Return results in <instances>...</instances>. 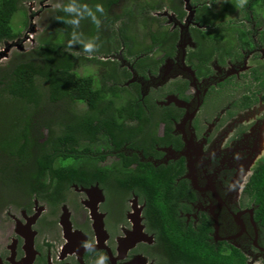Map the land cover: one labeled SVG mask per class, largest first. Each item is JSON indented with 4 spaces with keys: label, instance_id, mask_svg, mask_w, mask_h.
Masks as SVG:
<instances>
[{
    "label": "flooded vegetation",
    "instance_id": "obj_1",
    "mask_svg": "<svg viewBox=\"0 0 264 264\" xmlns=\"http://www.w3.org/2000/svg\"><path fill=\"white\" fill-rule=\"evenodd\" d=\"M222 2L158 0L130 28L120 18L133 39L112 48L117 85L147 121L124 120L115 149L97 140V165L117 168L86 185L1 166L0 264H264L251 182L264 163V9Z\"/></svg>",
    "mask_w": 264,
    "mask_h": 264
},
{
    "label": "trees",
    "instance_id": "obj_2",
    "mask_svg": "<svg viewBox=\"0 0 264 264\" xmlns=\"http://www.w3.org/2000/svg\"><path fill=\"white\" fill-rule=\"evenodd\" d=\"M28 1L0 0V42L19 37L20 29L26 24L21 5ZM79 2L93 7L97 3L104 6L106 15L101 17L99 30L88 19L80 22V31L85 37H94L99 33L101 47L98 52L90 58L75 55L73 51L87 53L79 45L69 47L72 29L64 22L66 14L55 8L51 14L50 29H46L49 32L32 51L35 57L0 71V160H3L0 169L3 166L8 172L14 171L16 176L22 172L23 179H30V184L33 181L40 185V179L52 176L58 182L68 180L83 185L100 180L102 176L99 171L115 170L117 167L115 163L111 168L97 165L102 159L101 145L97 144V140L104 139L107 148L115 149L121 144L120 140L129 138L127 133L119 134L124 120L147 121L141 112L138 97L124 96L126 88L117 85L115 63L108 58H96L95 55L103 50L109 53L114 48L110 35L116 38L120 36L123 45L127 39L132 40L129 33L124 34L127 29L116 27L110 30V26L126 16V26L130 28L134 16L145 10V4L148 3V9H152L158 0ZM257 2L264 9V0H248L247 5L253 8ZM114 7L119 8L116 14L112 12ZM17 14L20 16L18 29L10 25L11 18ZM150 36L154 37H151L153 42H158L162 37L153 33ZM84 60L101 68L98 79L76 72ZM106 80L108 85L105 84ZM77 104H82L84 109L76 111ZM55 110L57 115L48 114ZM34 115H40V121H36ZM36 122L43 123L46 129L40 143L31 134L32 125ZM49 122L54 123L55 129L49 127ZM153 180L156 177L152 179V185ZM251 180L259 188L258 191L262 188L261 195H264V163L255 170Z\"/></svg>",
    "mask_w": 264,
    "mask_h": 264
},
{
    "label": "rangeland",
    "instance_id": "obj_3",
    "mask_svg": "<svg viewBox=\"0 0 264 264\" xmlns=\"http://www.w3.org/2000/svg\"><path fill=\"white\" fill-rule=\"evenodd\" d=\"M65 1L67 0H63V3ZM139 1L145 2L146 0H139ZM222 1H225V0H202V2H206L207 5L210 6V8L213 10H216V9L218 10L221 4L223 3ZM58 2H60V0H33V1L30 0L21 5V9L23 10L26 16V24H25V27L20 29L19 37L16 40L0 45V52L5 47H8V50L5 54H0V71L8 68L9 66L13 64H16L17 62L35 57L34 54H32V51L35 47L38 46V44H40L41 39L44 37V35L47 32H49L46 29L47 28L50 29L51 14H52V11L56 8L55 5ZM118 9H119L118 7H114L112 12L116 14L118 13ZM19 19H20V16L18 14L11 18L10 25L12 26V28L13 27L16 29L19 28V24L17 23ZM118 26L119 24H117V22H114L113 25L110 26L111 28L109 29L115 30L116 27ZM104 31L106 32V30ZM110 36H111L112 46H115V43L116 41L118 42V39L113 35H110ZM105 46L103 47V49H105ZM66 49L68 50L67 47ZM73 52L75 53V55H78L79 57L80 56L83 58L91 57L88 54H84L81 51H73ZM106 52H107L106 50H103L100 53L96 54L95 57L99 59L108 58L111 61H116L118 52L114 51L113 49H110L109 53H106ZM76 72L78 74H90L95 79H98L99 73L101 72V68L100 67L97 68L90 61L84 60L80 64V66L77 67ZM108 83L109 82L106 80L105 84L108 85ZM83 109H84V106L82 104H77L75 106V110L78 112L82 111ZM52 112L53 111H49L48 114L51 113L52 116L57 115L56 110L53 113ZM34 118H37L36 121H40V115H34ZM53 119H56V118H53ZM56 121L57 120H55V122ZM36 123L37 124L32 125L33 130L31 131V134L33 137H35V139H37V142L40 143V141L46 135V129L43 127V123L41 122L39 123L36 122ZM48 124L50 125L49 126L50 128L55 129V125L53 122L51 123L49 122Z\"/></svg>",
    "mask_w": 264,
    "mask_h": 264
},
{
    "label": "clouds",
    "instance_id": "obj_4",
    "mask_svg": "<svg viewBox=\"0 0 264 264\" xmlns=\"http://www.w3.org/2000/svg\"><path fill=\"white\" fill-rule=\"evenodd\" d=\"M247 4L248 0H237L236 7L244 8ZM55 7L66 14L67 18L64 22L72 29L68 41L69 47L79 45L89 56L98 52L101 47L99 33L94 37H85L84 33L80 31V22L88 19L96 26L97 30H99L102 25L101 17L106 15L104 6L97 3L93 7L86 3H80L79 0H67V3H63V0H60ZM6 42L8 43L9 41ZM95 243V241L84 242L82 247H84L87 252H94L96 250ZM94 264H108L107 255L100 254L99 259L96 260Z\"/></svg>",
    "mask_w": 264,
    "mask_h": 264
},
{
    "label": "water",
    "instance_id": "obj_5",
    "mask_svg": "<svg viewBox=\"0 0 264 264\" xmlns=\"http://www.w3.org/2000/svg\"><path fill=\"white\" fill-rule=\"evenodd\" d=\"M185 1V0H184ZM7 50H8V47H5L1 52H0V54H5L6 52H7ZM94 189V188H93ZM92 189V190H93ZM85 192H88V190H84Z\"/></svg>",
    "mask_w": 264,
    "mask_h": 264
}]
</instances>
